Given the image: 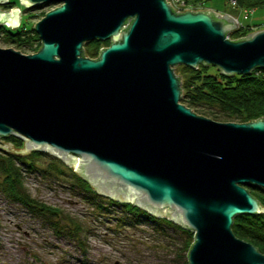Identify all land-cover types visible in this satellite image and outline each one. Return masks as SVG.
Here are the masks:
<instances>
[{"label": "water", "instance_id": "95a60500", "mask_svg": "<svg viewBox=\"0 0 264 264\" xmlns=\"http://www.w3.org/2000/svg\"><path fill=\"white\" fill-rule=\"evenodd\" d=\"M19 1L56 4L34 24L38 50L0 46V136L24 139L0 147L51 152L99 194L192 229L189 264H264L232 230L234 215L264 210L246 187L264 186V118L196 112L174 70L262 68L264 27L230 38L233 15L168 0ZM17 22L18 7L0 9V24ZM93 38L111 40L97 57L84 54Z\"/></svg>", "mask_w": 264, "mask_h": 264}, {"label": "rangeland", "instance_id": "374dc122", "mask_svg": "<svg viewBox=\"0 0 264 264\" xmlns=\"http://www.w3.org/2000/svg\"><path fill=\"white\" fill-rule=\"evenodd\" d=\"M6 2L0 1V9L18 7V22L13 26L10 23L5 25L17 27L20 22L27 21L31 28L56 4L50 2L25 7L20 3L19 6L14 4L5 8ZM172 2L182 11L193 5L198 9H208L204 6L210 5L219 9L215 11L221 14L233 15L238 25L239 22L251 24V31L264 27V6L246 10L237 6L235 0ZM7 34L5 30L0 31V46H11L27 53L36 51L31 46H19L17 42L9 40ZM200 114L223 120L209 113ZM0 139L10 141L1 136ZM2 140L0 144L4 145ZM43 152L46 154L38 157L35 170L23 171V183L31 196L61 209L64 232L57 233L48 220L9 198L0 189V264H187L183 247L187 233L182 227H174L166 222H136L133 217L120 212L118 207L108 204L99 209L72 185L75 180L71 177V170H75L61 157ZM49 163L62 168L64 174L43 173L42 168L48 167ZM100 195L104 199L111 198ZM68 219L74 222L70 224ZM173 221L178 225V221ZM75 223L78 225L75 226L78 235L68 231L69 225Z\"/></svg>", "mask_w": 264, "mask_h": 264}, {"label": "trees", "instance_id": "16d2710c", "mask_svg": "<svg viewBox=\"0 0 264 264\" xmlns=\"http://www.w3.org/2000/svg\"><path fill=\"white\" fill-rule=\"evenodd\" d=\"M195 1V0H194ZM205 1V0H201ZM237 6L246 10L258 6H264V0H235ZM201 3V2H199ZM19 6V0H7L4 3L5 8L12 5ZM204 7L213 8L210 5ZM194 8V5L191 6ZM199 8V7H198ZM197 9V8H196ZM28 22H20L19 26L11 27L9 25H0V31L8 32V39L17 42L19 46H31L38 50L42 41L35 31L34 27H29ZM253 29L249 23H240L238 27L228 32L230 38H239L248 34ZM33 31V33H31ZM29 32L28 34H26ZM110 38L100 40L97 38L89 39L84 43V54L97 57L100 50L110 43ZM175 72L180 77L182 97L181 101L191 106L198 113H209L215 117H221L223 120L249 121L258 118H264V67H256L249 74L223 73L216 65L199 63L196 67L181 63L174 65ZM178 67V68H177ZM10 140L16 148H22L24 139L19 136L9 135L4 137ZM5 151V152H4ZM46 152L32 150L28 154H21L14 151H6L0 147V189L11 199L18 201L29 208L34 214H37L48 220L55 228L57 233L64 232L62 227V211L39 199L31 196L23 183V171L35 170L37 168V159ZM42 168L43 173L53 172L55 174H64V170L58 166L49 163L48 167ZM71 177L75 180L72 185L80 189L84 196L89 199L91 204L97 205L103 209L106 204L116 206L120 212L140 221L166 222L174 227H182L187 233L183 247L185 255L192 242L194 241V231L182 224L178 225L167 217H159L147 212L145 209L129 202H121L116 199H104L94 189L86 179L71 170ZM246 187L259 200L264 207V186L248 183ZM62 215V216H61ZM73 223V219H68ZM134 221V220H131ZM69 225V232L78 235L75 229L78 226ZM64 228V229H63ZM233 232L251 242L264 253V210L255 213H238L233 217ZM187 264L188 258H187Z\"/></svg>", "mask_w": 264, "mask_h": 264}, {"label": "built area", "instance_id": "2783aa9c", "mask_svg": "<svg viewBox=\"0 0 264 264\" xmlns=\"http://www.w3.org/2000/svg\"><path fill=\"white\" fill-rule=\"evenodd\" d=\"M168 1L172 4V6H173L176 10H178V11H182V8H180V7L178 8V7H175V6L173 5V2H172L173 0H168ZM180 1H181V2H184L185 0H180ZM190 9H196V8H195V7H194V8H191V7H190ZM197 9H198V8H197Z\"/></svg>", "mask_w": 264, "mask_h": 264}, {"label": "bare ground", "instance_id": "6f19581e", "mask_svg": "<svg viewBox=\"0 0 264 264\" xmlns=\"http://www.w3.org/2000/svg\"><path fill=\"white\" fill-rule=\"evenodd\" d=\"M3 149V148H2ZM4 150H6V149H4ZM8 151V150H7ZM79 157V156H78ZM88 181V180H87Z\"/></svg>", "mask_w": 264, "mask_h": 264}, {"label": "flooded vegetation", "instance_id": "af4514ba", "mask_svg": "<svg viewBox=\"0 0 264 264\" xmlns=\"http://www.w3.org/2000/svg\"><path fill=\"white\" fill-rule=\"evenodd\" d=\"M7 151V150H6Z\"/></svg>", "mask_w": 264, "mask_h": 264}]
</instances>
